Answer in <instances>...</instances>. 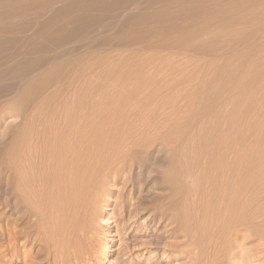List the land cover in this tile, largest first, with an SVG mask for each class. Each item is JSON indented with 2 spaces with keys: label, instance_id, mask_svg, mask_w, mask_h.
I'll use <instances>...</instances> for the list:
<instances>
[{
  "label": "rangeland",
  "instance_id": "374dc122",
  "mask_svg": "<svg viewBox=\"0 0 264 264\" xmlns=\"http://www.w3.org/2000/svg\"><path fill=\"white\" fill-rule=\"evenodd\" d=\"M149 1H146L147 5ZM173 1L172 3L162 1L157 7L158 10L154 11L152 8L147 12L145 10L147 5L144 2L140 5V9L145 15L152 11L168 14L172 10L179 9L182 5L184 7L190 4L193 0ZM228 3L226 2L222 8L223 11L226 10L227 17L217 18V21H215L216 18L213 21L210 19L212 25L209 19L203 20L208 22L207 25H204L205 28L203 27L195 36H193L195 33L186 36L185 40H188L189 44L191 40L192 44L206 43V45L203 44L204 53L192 54L188 51L179 53L175 49L146 46L145 43L126 46V43L118 44L119 42L111 41L108 44H102L105 38L116 34L120 21L128 14L137 11L136 5H132L133 7L130 5L131 0H0V264H33L32 262H39L42 258L40 256H43V252L34 254L33 248H29V246L23 249L25 252L18 249L15 254H11L6 241L5 219L8 208L5 194L8 189L6 188L8 187L6 178L9 171L8 154H6L7 151L9 152V144L7 143L11 131L19 130L24 125L21 124V115L25 111L28 114L41 112L40 115L43 118L40 119V124L45 120V116L49 119L54 118L55 120L51 119L52 122L49 120V125L56 123V128L53 127V124L49 126L53 131L54 128L61 131L62 128L67 127V132L70 133L79 126L82 128L83 121L87 122V117L80 123L78 122L79 118L78 120L74 119L77 118L76 113L80 117L82 111L88 112V116L91 115L89 113L96 111L95 114L93 113L95 118L91 115L92 117L89 116L91 118L88 119L89 123L94 124V128L92 129V124L89 125L88 122L85 124L86 127H90L86 129L92 131L107 128L116 122L115 120L120 122L122 117L124 121L118 125L122 126L123 124L122 127L125 128H120L123 130L127 129V126L131 128L126 130L130 131L127 133V138L128 136L131 138L129 137V141L127 138L124 139V145L131 141L136 143L137 140V144H141L135 146L131 151H127L128 154L125 156L127 160L122 161L125 163L120 162L114 167L113 165L110 166L111 168L109 167V171H106L104 177L105 180H103L105 182L103 189L99 192L95 215L91 216L88 219L89 222L86 221L84 226L81 225L82 222L77 227V230L85 227L83 233L85 230L87 231L85 233L87 236L82 234V231L81 233L78 231L79 240L82 238L80 243H84L83 247H85L82 249L84 252L80 253L82 254L80 255L82 262L79 259L80 264H203L199 261L202 260L201 255L198 259L196 258L197 251L195 249L192 251L193 248L189 244L190 250L187 238L183 237L182 233H178L176 226L172 224L174 211L166 210L162 214L160 209L156 208L159 202L167 200L169 195L176 194L174 193L176 192L175 187L171 185L173 181L167 182L173 176L177 177V174L171 172L174 162L182 160V162H178L182 164L190 162L189 166L193 162L194 166L196 164L198 166L203 161V157L199 156L195 142L190 141L192 143L189 144L185 139V145L184 141L181 144L179 141L171 146L163 143L162 138L167 135L172 140L178 138L179 127H175L179 124H183L182 127L187 126L179 128L180 130L185 129L180 131H184L185 135H190L192 131H194L193 135L196 132L198 134L200 130V133L203 134L206 131L219 129L218 131L235 132L240 138L243 136V139L245 136V140L237 139L235 143H238L239 146H241V142L242 145L246 143L244 149L243 146L241 148L249 155L250 167L251 165L253 167H249V170L254 173L257 170L263 171L260 176V178L262 177L261 184L259 183L260 190L262 189L259 199L261 198L260 201L263 203L262 213L259 214L263 218H257L256 214V217H253L257 219L252 218V220L254 219L252 223L256 224L251 223L254 226H240L238 232L235 231L229 236L223 235L224 237L222 236L220 239L221 242L219 241L221 248L219 244L217 248L218 257L215 256V253V259L213 255L211 259L216 260H213L215 264H264V0H238ZM176 7L178 8L176 9ZM121 8H124L123 11ZM231 15L234 20L229 22ZM118 18L119 22H117ZM173 38L178 41L179 37L174 36ZM129 39V36H126L124 40ZM179 40L184 39L180 37ZM71 44V47L74 46L77 51L67 56L75 58L74 61L62 64L57 77H52L53 81L50 80L49 84L39 91L36 97L34 96L37 99L34 98L35 103L33 101L30 108L23 110L19 105H16L13 100L16 99L18 86L20 87L29 76L31 78L35 74L42 73L46 70L45 68L50 67L51 63L55 64L68 59L66 56L62 59L55 57L64 47L70 48ZM210 45L213 46L210 47ZM208 47L212 50H208ZM73 55L78 57H73ZM155 68L158 69L157 72ZM178 69L179 71H176ZM143 73L146 74L143 75ZM24 78L26 80H23ZM123 78L127 81L125 82ZM142 78L145 81L138 83L137 80L140 82ZM12 86L16 88H11ZM78 95L86 105L78 104L77 101L81 100ZM47 97L52 99L51 102L47 103ZM107 98L108 100H106ZM89 99H92V102L101 101L99 109L102 108L103 112H108L112 108L113 110L109 111L110 116L106 112V117L105 113L99 111L98 102L97 106L94 105L95 102L92 103L95 107L89 105L91 101ZM102 99H104L103 105ZM115 99H120L121 101L117 102L122 103L116 105ZM41 101L43 103L46 101L45 106L40 104ZM106 101L111 103V107H109L110 105L109 108L105 106ZM74 103L75 105H73ZM112 103H115L114 107ZM81 106L84 109H81ZM89 106L93 109L90 110ZM104 106L106 110L103 108ZM69 108H73V110ZM52 109L54 110L52 111ZM55 110L56 117L53 114ZM27 112L25 113L27 114ZM42 112L46 115L44 113L45 116L42 115ZM48 112H51L50 116H48ZM66 112L70 114L71 120L73 118L74 123L70 119L68 120L69 117L66 120ZM39 113L38 117H40ZM116 113L124 115L119 117ZM116 115L117 117H114ZM110 118L114 122L111 123ZM62 119L65 121L63 122ZM96 120H98L97 123ZM76 123L80 125L77 126ZM175 123L179 124L176 126ZM95 124L99 126L95 127ZM132 129L137 133L133 134ZM143 131L145 133L141 135ZM131 134L133 135L131 136ZM67 135L68 137H66ZM67 135L61 139L63 143L72 141V136L69 133ZM134 135L135 137H133ZM159 135L163 137L160 138ZM69 136L71 137L69 138ZM139 140L147 142L141 143ZM176 145L181 151L176 148ZM183 145L184 147H182ZM190 145L192 146L190 147ZM237 145H234L236 146L235 151L238 148ZM7 148L8 150H6ZM241 148L239 147L238 151ZM238 151L229 159L234 160L243 153V151ZM255 163L260 165L258 164L257 167ZM193 165L190 167L191 169ZM260 166L263 169L260 170ZM255 168L259 169L255 170ZM239 170L237 171L239 172ZM258 172L257 174H259ZM236 175L237 173L234 176ZM184 181L185 186L192 187L191 180L184 179ZM179 192L177 190V194ZM259 192L257 191L258 194ZM257 224L260 229L255 228L258 226ZM45 263V259L41 260V264Z\"/></svg>",
  "mask_w": 264,
  "mask_h": 264
},
{
  "label": "bare ground",
  "instance_id": "6f19581e",
  "mask_svg": "<svg viewBox=\"0 0 264 264\" xmlns=\"http://www.w3.org/2000/svg\"><path fill=\"white\" fill-rule=\"evenodd\" d=\"M146 1L147 0H142V1L141 0H131L130 5L131 6L136 5L137 11L134 13L128 14L120 22L118 18L117 22L119 23H118L116 34L105 38L102 44H106V43L108 44V42H111V41L119 42L118 44L126 43V46L135 45L138 43L139 44L145 43L146 46H152V47L157 46L161 49H175V50H178L179 53H182L180 51H188V53L192 52V54L193 53L201 54V53H204L203 44L206 45V43H203L201 45L192 44V40H191V43L189 44V41L185 40L186 36L191 33L193 34L195 33L193 36L198 34L203 29L204 25H207L208 23V22H204L203 20L212 19L213 21V19L216 18L215 21H217V18L227 17L225 13L226 10L223 11L222 9L224 4H226V2L232 3L238 0H193L191 3L189 2L190 4L186 5L187 7L186 6L183 7V5L179 9H177L178 7H176L177 10L175 11L172 10V12L171 10H169L171 13L168 12V14H164L163 12L162 14H159L160 13L159 11L157 12L152 11L148 15H145L141 11L140 5L144 2L146 4L147 3ZM162 1L168 2V3L174 2L173 0L172 1L171 0H150L148 5L146 4L147 8L146 9L144 8L146 7L145 4L143 8L146 10V12L147 10H150V9L152 10V8H154L153 10L156 11L155 9H157L158 5ZM237 8L239 9V7ZM229 11L231 10L229 9ZM233 12L235 11L233 10ZM230 17L231 19L229 20V22H232L234 20V17L233 15H231ZM236 19L239 20L238 18ZM210 23H211V20H210ZM126 36H129L130 39L124 40ZM174 36L179 37L177 39L178 41L174 40L173 38ZM180 37L181 39H184V40H179ZM213 43H216V42H213ZM71 46L72 44L69 46L72 49L64 47L65 49L63 48L62 50H60L57 53L56 57L55 56L54 57L56 59H62V57H65V56L68 58L67 55L73 54L77 51L75 50L74 46H73L74 48ZM211 46L213 45H210V47ZM208 50H212V49H209L208 47ZM74 56L76 57L77 55H73V57ZM69 58H71V56ZM69 58L65 59V61L62 60V62H57L55 64L51 63L50 67L45 68L46 70H44L42 73L40 74L38 73L39 75L35 74L37 76L32 74L33 77L30 78L29 76V78L27 77L28 78L27 80L26 78H24L23 80H26V81L25 82L22 81L23 84H21L20 87L17 85L18 91H17V95H15L16 99L13 100L15 101L16 105H19L23 110L24 109L26 110V108H30L31 105L33 104L32 102L34 101L35 103L34 98L39 94L38 92L42 91V89L45 86H47V84H49L50 80H52L51 79L52 77L59 74V70L63 66L62 64L64 65L67 63L69 64L73 62L75 59V58H71V59ZM135 65L137 66V64H134V66ZM151 68L150 70H152ZM34 70H37V69H34ZM155 70L157 72L158 69L155 68ZM176 71H179V69ZM144 74L146 73H143V75ZM137 77H138V74H137ZM123 79L125 80V82L127 81L125 78ZM143 80L145 81V79L142 78L140 82L138 80L137 82L143 83ZM11 88H16V87L12 86ZM125 88H126V85H125ZM137 89L138 88L136 87V90ZM77 99H75V101H77ZM79 99H81V97ZM92 99L100 100V99H94V98ZM92 99H89L91 100L89 105L97 106L96 103L98 101H93L95 102L94 104L92 102ZM109 99L111 100V98ZM51 100L52 99L48 98L47 103L51 102ZM103 100L104 99H102V105H103ZM106 100H108V98ZM118 100H116V102ZM46 101L44 103L43 101H41L42 103L40 104L44 105ZM112 101L114 102L113 97H112ZM77 102L80 105L81 104L86 105L85 102L83 103L82 99L78 100ZM75 103L73 105H75ZM98 103H99L98 104V109H99V105L101 101H99ZM107 103L108 102L106 101L105 103L106 107H108L111 104V103L110 104L109 103L107 104ZM115 103L114 104L112 103L113 107ZM120 103L117 102L116 105ZM105 106L103 108L106 110ZM20 107L18 108L20 109ZM109 107H111V105ZM80 108L84 109L82 106ZM92 109L93 107H91L90 110ZM101 109H99L100 112L102 111ZM53 110L54 109H52V111ZM70 110H73V108ZM112 110L113 109L111 108V110H108V112L102 111V113L106 114L107 112L109 115ZM25 112L23 113V115H21L22 117L21 124L22 125L24 124V125L22 126L20 124L22 127L19 130L17 129V130L11 131L9 141L7 143L9 144L8 145L9 152L8 151L7 153L5 152L6 154H8V160H9L8 161L9 163H7V166H9V171H8L7 178H6L7 179L6 184L8 185V187L6 188L8 189L6 190L7 194H5L6 195L5 196L6 206L8 208V214L5 219V232H6V241H7V245L9 248V252H11V254H15L16 250L18 249L23 250L29 246V248L30 247L33 248L35 252L34 254H39V252L40 253L43 252L42 253L43 256H40L42 258L39 260V262H32L33 264H41V260H44V259L46 261L45 264H80L79 259L81 261L80 255H82L80 253H82L83 251L82 249L85 247H83L84 243L83 244L80 243V240L82 238L79 240L78 231L79 233H81L82 231V234H85L87 231L85 230V233H83V229L85 227L81 228V230L79 229L77 230V227L82 222L83 223L81 225L84 226L85 222L88 221V219H90L91 216L95 215L96 208L98 205L99 192L103 189V185L105 183L103 180H105L104 177L106 176V171L107 170L109 171V167L111 165H113L114 167V165L122 162L124 159H126L125 156L126 154H128L127 153L128 150L131 151L135 146H139L141 144H137L138 143L137 142L138 140H137L136 143L135 141H131L129 142V144L124 145L123 140L127 138V133H130V131L127 132L126 130L131 129L127 125H126L127 129H124V130L120 128L123 126V124L122 126H119L120 123L124 121L122 120V117H121V115L123 116L124 114L119 113L118 115L116 113L119 117H121L120 118L121 120L119 119L120 122H117V120H115L116 122L112 121L113 120L111 119L113 117L112 116L109 119L111 120L110 121L111 123L114 122L112 123V125H110V123L109 124L107 123L108 125H110V126H107V128L105 127V128H100V130L98 129V130L92 131V130L86 129L88 126L86 127L85 124L89 121L88 119L92 117L91 115H93V113L95 114L96 111H94L93 113H89L91 114L89 115L91 116L90 118L87 115L88 112L84 113L82 111L83 115L81 114V116L79 117L78 113L73 111L77 114L76 115L77 118H74V119L78 120L79 118L78 120L79 123L85 120V117H87L88 119H86L87 120V122L85 121L86 123H84L83 121L82 124H84V126H82V128H80L81 126H79L80 125L79 123H78L79 125L77 123L75 124L79 126L78 128H80L81 130L77 128L74 131L72 130L70 133V132H67V129H66L67 128L66 126L68 125L67 123H66L67 125L65 126L66 128H62V125H60L62 128L61 131L60 130L58 131L55 129L56 128L55 122L54 124L51 123V125H49L50 123L49 120L51 119L55 120V119L54 118L49 119L47 116H45L47 114V111H46V114L42 112V115L45 114L44 115L45 120L41 124H40V121H41L40 119L43 118V117L41 118V115H40L41 112L40 113L38 112L40 117H38L37 115L38 113L28 114L27 112L26 114ZM55 112L56 110L53 113L54 115H55ZM78 112H79V109H78ZM50 113L48 114V116H50ZM66 115L65 117L67 120V117H69L70 114H67L66 112ZM117 115L114 117H117ZM149 115L151 116V114ZM101 116L103 117L104 115H101ZM63 117H60V118H63ZM65 117L63 119H65ZM72 117H75V115H72ZM106 117H107V114H106ZM93 118H95L94 115H93ZM231 118H230V121H231ZM63 119L62 121L64 122L65 120ZM69 119L71 120L70 117L68 118V120ZM72 120L71 122L74 123V121ZM97 121L98 120H96V123ZM189 121H190V118H189ZM52 124L54 125L53 127H55L54 131L52 128L49 127V126H52ZM88 124L89 125L92 124L91 127L94 125L91 122L90 123L88 122ZM178 124L179 123H175L176 126ZM75 125H72V126H75ZM179 125L175 128L187 127V126L182 127L183 124L182 125L179 124ZM97 126L99 125L97 124L95 127ZM83 127L85 128L83 129ZM240 127L242 126L240 125ZM93 128L94 126L92 127V129ZM122 128H125V127H122ZM179 128H178L179 136L178 138L176 137L177 138L176 140L170 139L168 137L169 135H167L166 137H163L161 135L163 137L162 140H164L163 143L164 144L166 143V145L171 146V145L178 143L179 141H181L179 142L181 144L182 141H184L185 139L188 140L187 143L189 144L192 142L193 143L195 142V145L198 148L199 156L203 157V161L198 166H196L197 165L196 162H194V164H196L195 166L193 165V162H192L191 166L193 165L194 169L193 167L192 169L190 168L191 167L189 166L190 162L188 163L186 161L188 164L179 163L180 161L182 162V160L180 161L178 160L179 162L178 161L174 162L175 164L172 166L171 172L173 174H177V177L175 175L172 177L171 180H168V181L166 180V181L167 182L173 181L171 185L175 187L174 189H176V192L174 193L176 194L174 196L172 195L173 197L169 195L168 199L172 198L171 200L168 201L167 199L163 202H159V204L157 203L158 204L157 207L156 206L155 207L157 209H160L159 211H161L162 214H164V211L166 210L167 211L169 210L170 212L174 211L172 215L173 221L171 222H173L172 224L176 226L178 233H182L183 234L182 236L183 237L185 236L187 238L189 248H190V245L193 248L192 251H194V249L197 251V256H196L197 259L201 255L202 260H199V261H201L203 264H211V262L214 263V261H216L214 259H215V256H217L218 254V251H217L218 244H219L220 239H222L223 235L229 236V234H232L235 231L238 232L237 230H239L238 227L240 228V226L241 227L242 226H254L256 224L253 222L254 225H252L253 224L252 221L254 219L263 218L262 216L260 217V214H259V213H262L261 208L263 206L262 201H260L261 198L259 199L260 193L262 192V189L260 190L261 188L260 184H261L262 177L260 178V176H262L263 171L260 172L259 170H257L259 168H255L257 172L259 171L258 172L259 174H257V172L254 173L249 170V167H250V161L248 159L249 155L247 151L245 150L243 151L246 143L242 145V142H241L240 145L243 146L242 147L243 149L241 148V146L237 145L238 143H235V141L237 142V139L238 140L240 139L241 141V138L243 136L240 138V136L237 133L235 134V132L232 133V132H229V130L227 132L218 131L219 129L218 130L215 129V130L206 131L203 134L200 133L201 130L200 132L198 131V134L195 131L196 133H194L193 135L192 133L194 131H192V133H190V135L192 136L190 137V135L188 134L185 135L184 131L180 132L181 130H185V129L180 130ZM135 131H133V129L131 130L133 134L137 133V131L136 132ZM144 131L141 132V135L145 133ZM67 133H69V135L72 136L71 138L72 141L70 140V142L63 143V140L61 139L63 137L65 138V135H67ZM147 133H148V130H147ZM152 133L154 134V132ZM133 134H131V136ZM71 136H69V138ZM136 136L138 137V135ZM66 137H68V135ZM129 137L130 136H128L127 138L128 141L130 140ZM133 137H135V135ZM243 140H245V136ZM143 141L142 142L140 141V142L143 143ZM185 141L183 142L184 145H185ZM144 142H147V141H144ZM234 143L237 145L238 148L239 147L241 148L239 151L237 148L236 151L238 152L243 151V153L241 155H239L238 153L239 156L236 159L230 160L231 159L230 157L236 152L234 150V148L236 147L234 146L235 145ZM178 145H176L177 147L175 146L177 149H178ZM184 145L182 147H184ZM191 146L192 145H190V147ZM6 150H8V148ZM179 151H181V149ZM190 154L191 153L189 152V156ZM122 163H125V161ZM255 164L258 167L259 163H255ZM261 169L263 168L261 167L260 170ZM237 170H239V172ZM235 172L237 173L236 176H234L236 174ZM184 179L191 180L194 183V185L191 182L192 187L185 186V184H183L185 182ZM177 190L178 192L180 190L178 194H177ZM257 191H260L259 194L257 193ZM17 212H18V215L16 216ZM162 214L161 216H163ZM256 214L259 217L257 216V218H254L253 216H255ZM252 218L254 219L252 220ZM86 227L88 226L86 225ZM255 228L260 229L259 225L255 226ZM23 252L25 251L23 250ZM215 253L216 255L214 256ZM212 255L214 256L213 257L214 259H211Z\"/></svg>",
  "mask_w": 264,
  "mask_h": 264
}]
</instances>
